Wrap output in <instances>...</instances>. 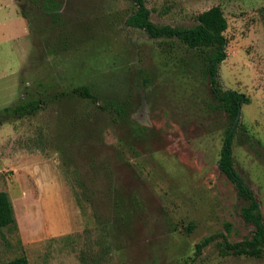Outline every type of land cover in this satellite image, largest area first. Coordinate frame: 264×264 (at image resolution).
Here are the masks:
<instances>
[{
	"label": "rangeland",
	"instance_id": "1",
	"mask_svg": "<svg viewBox=\"0 0 264 264\" xmlns=\"http://www.w3.org/2000/svg\"><path fill=\"white\" fill-rule=\"evenodd\" d=\"M54 1L49 11L43 0H0V110L44 103L0 123V191L15 216L0 229V263L264 264V249L220 254L219 235L234 244L255 227L218 168L230 121L200 55L128 27L131 0ZM144 2L154 24L177 28L222 9L218 80L250 99L235 124L234 167L264 220V0ZM81 86L97 104L72 93Z\"/></svg>",
	"mask_w": 264,
	"mask_h": 264
},
{
	"label": "trees",
	"instance_id": "2",
	"mask_svg": "<svg viewBox=\"0 0 264 264\" xmlns=\"http://www.w3.org/2000/svg\"><path fill=\"white\" fill-rule=\"evenodd\" d=\"M135 6V11L129 15L125 23L128 27L144 31L151 39H176L187 46L188 49L200 55V59L205 65V73L209 80V89L216 103V108L222 110L230 121L224 131L222 147L220 150L218 168L219 171L233 184L237 194L246 202L242 208L241 216L247 223L255 227L251 238L241 242L231 244L224 235L223 243L220 245L222 256H248L258 257L264 249V220L259 210V205L252 190L244 183L234 167L232 156V142L235 133L233 127L236 117L240 114L243 105L249 104L250 99L244 94L232 90H223L218 80V66L226 59L227 41L224 32L228 23L219 6H213L197 15V24L189 28H177L168 25H156L150 20V11L146 8L144 0H131ZM42 6L46 10L55 9L54 0H43ZM72 93L81 98L88 99L94 104L98 103L97 96L88 86L74 88ZM41 99H29L16 103L12 106L0 110V123L15 119L34 116L43 105ZM97 107L100 108L99 105ZM115 113L121 120L126 114L122 106L115 107ZM15 224V216L12 203L8 194L0 191V229ZM213 241V237L204 238L196 244V253L208 246ZM0 264H30L24 255L15 257Z\"/></svg>",
	"mask_w": 264,
	"mask_h": 264
},
{
	"label": "water",
	"instance_id": "3",
	"mask_svg": "<svg viewBox=\"0 0 264 264\" xmlns=\"http://www.w3.org/2000/svg\"><path fill=\"white\" fill-rule=\"evenodd\" d=\"M238 119H239V115L236 117V119H235V121H234V124H233V127H232V128H234V126H235V124L237 123Z\"/></svg>",
	"mask_w": 264,
	"mask_h": 264
}]
</instances>
